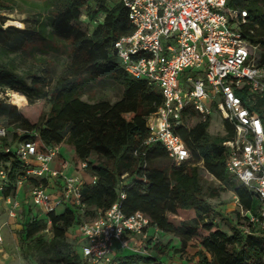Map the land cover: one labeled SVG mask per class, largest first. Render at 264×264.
Listing matches in <instances>:
<instances>
[{"label":"trees","instance_id":"16d2710c","mask_svg":"<svg viewBox=\"0 0 264 264\" xmlns=\"http://www.w3.org/2000/svg\"><path fill=\"white\" fill-rule=\"evenodd\" d=\"M19 1L0 0V86L18 90L29 100L19 106L16 115L9 113V122L18 124L10 130L14 138L32 139L39 153L52 145L66 147L73 152L77 170L85 163V170L96 176L95 182L83 189V214L74 205L49 214L51 237L43 235L47 219L31 213L33 205L22 211L18 218L24 237L22 256L34 264H77L78 244L69 239L68 230L83 220H92L98 209H108L125 191L122 208L127 215L142 211L151 219L150 228L183 234V245L177 251L184 254L188 264H264L261 223L251 222L239 210L244 225L234 226L228 233L206 197L203 178L211 176L227 184L245 210L259 215L264 207L257 194L237 183L226 168L223 142L233 136L229 123L223 121L224 132L214 134L210 131L212 116L203 120L193 107L185 108L183 123L173 130L191 155L177 165H158V160L169 158L167 150L158 142L145 143L150 133L147 117L162 105L163 94L146 80L132 77L119 63L114 43L134 31L126 7L117 1L109 6L108 0H96L103 17L91 29L89 20L83 19V9H89L94 0H22L30 5L27 25L3 27L6 17L2 11L26 10ZM245 7L264 22L262 0H249ZM19 51L37 58L42 68L35 66L18 73L14 53ZM50 54L61 59L60 72L48 58ZM100 79L122 85V96L115 101L83 99L86 86ZM35 100L49 104L47 113L40 114L33 105ZM17 128H22L23 134L18 135ZM8 145L4 139L0 148ZM93 156L96 160H91ZM0 161L9 171L0 194L14 196L17 174L23 173L25 165L13 150H0ZM124 173L128 175L122 178ZM28 181L36 179L28 177ZM219 193L215 185L208 188L211 198ZM168 212L180 216L178 226L169 220ZM145 240V247L165 252L167 245L153 241L152 236ZM188 242L200 249L190 253ZM157 258L153 253L122 251L113 257V264H153Z\"/></svg>","mask_w":264,"mask_h":264},{"label":"built area","instance_id":"2783aa9c","mask_svg":"<svg viewBox=\"0 0 264 264\" xmlns=\"http://www.w3.org/2000/svg\"><path fill=\"white\" fill-rule=\"evenodd\" d=\"M248 1L117 0L126 7L134 31L120 36L114 49L127 73L146 80L163 94L162 105L147 117L150 133L145 143H160L177 165L191 155L173 130L183 123L185 108L193 107L203 120L218 114L222 126L227 121L233 129V136L223 142L227 170L264 203V22L245 7ZM4 90L7 95L11 89L0 86V94ZM23 132L17 128L18 135ZM4 139L9 145L0 150H13L25 165L23 173L17 174L16 194L3 196L10 218L17 217L22 203L18 194L27 182L31 188L27 202L47 219L48 227L42 233L52 236L49 214L60 205H74L85 212L83 189L93 184L96 176L88 181L80 174H68L65 159L61 167H55L61 145L39 153L32 139L14 138L10 127L0 122V143ZM8 172L0 161V190L8 182ZM28 177L36 182H29ZM125 197L122 191L112 206L98 209L92 220L79 224L75 242L82 247L83 259L77 264H113V257L127 247L148 253L141 241L148 236L151 219L142 211L127 215L122 208ZM240 211L264 228V207L259 215L241 205ZM184 262L178 263L188 264ZM153 264L170 263L157 258Z\"/></svg>","mask_w":264,"mask_h":264},{"label":"rangeland","instance_id":"374dc122","mask_svg":"<svg viewBox=\"0 0 264 264\" xmlns=\"http://www.w3.org/2000/svg\"><path fill=\"white\" fill-rule=\"evenodd\" d=\"M117 0H108L106 2L107 5H112ZM18 3H20L22 8H25V11H20L19 9H15L13 11H2L1 14L6 17L4 24L12 25L11 23H8V20H20L23 22L24 26L21 28H24L27 25V22H25V18L28 17V11L30 10V5L22 0H20ZM84 16L83 19H87L90 22L91 29H93L96 25V21H99V18L103 17L102 12L98 9V2L92 1L89 5V9L85 8L83 9ZM10 14L13 15V17H10ZM17 26V25H14ZM20 27V26H17ZM38 54H41L40 51H37ZM16 55V61L19 65V69H17L18 73H23L26 71H22L24 69L34 68L35 66H38L39 63L36 62L37 58L34 56H28L25 53L15 52ZM49 59L54 63V66L56 67V70L58 72L61 71V59L57 58L54 54L48 55ZM120 62V61H119ZM42 68V64L38 66ZM181 79H185V76H181ZM27 81H30V78L27 79ZM16 92H20L16 90ZM21 93V92H20ZM123 94V87L119 83H117L114 80L111 79H100L95 82H90L83 94L82 97L85 100L90 101H98L102 99H107L109 101H115L119 99ZM28 98L25 97L22 98L21 103L24 105V103H28ZM0 104H1V112H0V121L9 126L11 129H14L18 126L16 123H10L9 122V113L12 115H16L18 113V106L16 104H13L9 101V97L6 95L5 90L3 93L0 94ZM34 107H37L39 109L40 114L47 113L49 109V104L45 100H35L33 103ZM24 111L29 114V108H25ZM210 131L214 134L217 133H223V126L220 120V116L218 114L212 115V124L210 126ZM62 148V156L60 157V160H63L62 157L65 158V160L68 162V164L71 166V170L73 173H67L71 175H78L79 170H77L74 166V163L72 161L73 152L66 147ZM91 160H96V156L91 157ZM158 165H169L172 163L170 158H163L156 162ZM55 165V163H53ZM85 170V169H84ZM201 170V169H200ZM89 174L90 177H88V181L92 179V174L85 170ZM90 179V180H89ZM203 183L206 191V197L211 202L213 209L215 211V218L218 222H220V225L222 229L228 233H231L233 231V227L237 225H242L244 222L239 214L240 210V204L237 202L235 194L233 190L225 183H222L217 180H213L211 176H204ZM215 185L220 189V193L211 198L208 194V188L210 186ZM223 187L225 189L223 190ZM3 203L0 200V234L3 238L2 241H0V264H34V261L31 259H25L21 254V247L24 244V237L21 234L22 226H20L18 218L13 219L10 218L5 210L3 209ZM64 205H60L56 212H62L65 208ZM168 218L170 221H172L175 225H179L180 216L173 214L171 212L167 213ZM244 225V223H243ZM149 236L153 237V241L157 242L160 241L164 245H167L164 249L165 252L158 253L157 251H154L153 248H147L145 245L147 244V240L142 239V248H146V251L148 253H153V255H156L158 258H163L164 261L169 262L170 264H179V261L186 260V257L182 252H178L177 250L182 247V241H183V234L179 233V235H175L172 233H167L159 229H155L154 227L148 228ZM44 236L51 237L49 233L44 232ZM80 235V226L74 225L68 230V236L69 239L72 241H76V239ZM187 249L190 253H195L200 249V246H195L188 242ZM126 254L133 252V249L131 247L124 248L123 250ZM78 252L80 255V258L83 259L82 254V247L81 245H78ZM184 263H187L185 261Z\"/></svg>","mask_w":264,"mask_h":264},{"label":"crops","instance_id":"0c3cea01","mask_svg":"<svg viewBox=\"0 0 264 264\" xmlns=\"http://www.w3.org/2000/svg\"><path fill=\"white\" fill-rule=\"evenodd\" d=\"M60 156H62V148H60ZM60 156L53 162V163H55V167H61V160H60ZM63 159H65L64 157H62ZM68 171V173H73V171L71 170V166L69 165L68 167H67V169H66V172ZM78 174H80L81 176H83L84 178H86V180L88 179V177H90L89 176V174L87 173V172H85V170H79V173ZM90 180V179H89ZM30 183H25L24 185H23V187L20 189V192H19V194H18V198L21 200V207L18 209V214H17V217L16 218H14V219H17V218H19L20 217V214L22 213V211L24 210V209H27V207H28V205H29V203L27 202V200H26V198L27 197H29L30 196ZM0 200H1V202L3 203L2 205H3V209L5 210V212L7 213V209H6V207H7V204H6V202L4 201V197L0 194ZM33 208V211L31 212V213H35V212H37V208L35 207H32ZM8 215V214H7ZM147 235L149 236V232L147 231Z\"/></svg>","mask_w":264,"mask_h":264},{"label":"bare ground","instance_id":"6f19581e","mask_svg":"<svg viewBox=\"0 0 264 264\" xmlns=\"http://www.w3.org/2000/svg\"><path fill=\"white\" fill-rule=\"evenodd\" d=\"M8 23H13V24L18 25V26H24L23 22H21L20 20H10L9 19ZM7 96L9 97V101L11 103L16 104L18 106L23 105L21 103L22 98L25 97V95L23 93H20V92L17 93L16 90L11 89V90H9ZM24 104H26V103H24Z\"/></svg>","mask_w":264,"mask_h":264}]
</instances>
